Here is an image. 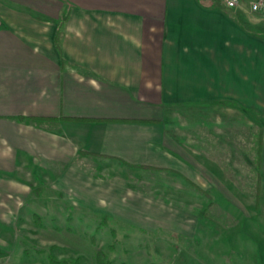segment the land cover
Returning <instances> with one entry per match:
<instances>
[{
	"label": "crops",
	"instance_id": "0c3cea01",
	"mask_svg": "<svg viewBox=\"0 0 264 264\" xmlns=\"http://www.w3.org/2000/svg\"><path fill=\"white\" fill-rule=\"evenodd\" d=\"M260 15L220 0H0V169L27 167L23 152L72 183L88 159L168 169L184 141L172 109L264 116Z\"/></svg>",
	"mask_w": 264,
	"mask_h": 264
},
{
	"label": "rangeland",
	"instance_id": "374dc122",
	"mask_svg": "<svg viewBox=\"0 0 264 264\" xmlns=\"http://www.w3.org/2000/svg\"><path fill=\"white\" fill-rule=\"evenodd\" d=\"M200 109H172L184 141L168 169L88 159L72 183L54 164L37 163V173L27 152V167L0 169V264H49V254L81 264H264V198L259 210L254 202L264 116L248 108L239 122L231 109L215 119Z\"/></svg>",
	"mask_w": 264,
	"mask_h": 264
},
{
	"label": "trees",
	"instance_id": "16d2710c",
	"mask_svg": "<svg viewBox=\"0 0 264 264\" xmlns=\"http://www.w3.org/2000/svg\"><path fill=\"white\" fill-rule=\"evenodd\" d=\"M224 7V6H223ZM246 28H248V30L250 32H254L252 28V26L249 23H246ZM19 121L23 122L24 119L23 118H19ZM31 123L35 124V125H41V124H50V125H55L57 126V121L54 119H35L33 121H31ZM262 134L259 133L257 136V140L255 141V164H256V168H255V173H256V177H257V190L256 193L254 195V202H255V209L259 210L260 209V201L262 198V185H263V175L261 172L262 169V138H261ZM149 171H157V169H148ZM199 189V188H198ZM200 190V189H199ZM49 258V264H81L79 259H74V260H58L57 258H55L54 256L50 255L48 256ZM100 264H112L109 260H103L100 262Z\"/></svg>",
	"mask_w": 264,
	"mask_h": 264
},
{
	"label": "built area",
	"instance_id": "2783aa9c",
	"mask_svg": "<svg viewBox=\"0 0 264 264\" xmlns=\"http://www.w3.org/2000/svg\"><path fill=\"white\" fill-rule=\"evenodd\" d=\"M220 3L230 10H244L248 14L264 13V0H254L245 9L240 0H220Z\"/></svg>",
	"mask_w": 264,
	"mask_h": 264
}]
</instances>
